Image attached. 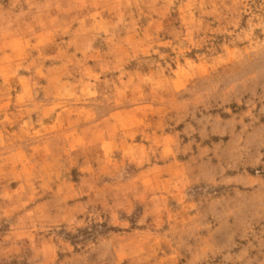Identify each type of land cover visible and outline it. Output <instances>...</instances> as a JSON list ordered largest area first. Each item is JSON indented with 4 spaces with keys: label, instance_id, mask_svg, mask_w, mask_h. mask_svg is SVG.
<instances>
[{
    "label": "rangeland",
    "instance_id": "374dc122",
    "mask_svg": "<svg viewBox=\"0 0 264 264\" xmlns=\"http://www.w3.org/2000/svg\"><path fill=\"white\" fill-rule=\"evenodd\" d=\"M0 264H264V0H0Z\"/></svg>",
    "mask_w": 264,
    "mask_h": 264
}]
</instances>
